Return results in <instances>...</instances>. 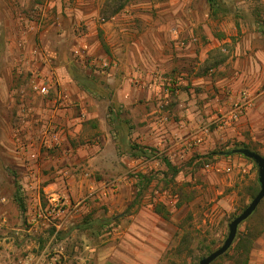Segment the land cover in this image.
Returning a JSON list of instances; mask_svg holds the SVG:
<instances>
[{"label":"rangeland","instance_id":"rangeland-1","mask_svg":"<svg viewBox=\"0 0 264 264\" xmlns=\"http://www.w3.org/2000/svg\"><path fill=\"white\" fill-rule=\"evenodd\" d=\"M15 5L0 27V264H199L260 189L235 150L264 158V0ZM62 75L85 86L70 124L46 106ZM141 114L162 147L121 139ZM241 237L264 264V197L210 264H241Z\"/></svg>","mask_w":264,"mask_h":264},{"label":"crops","instance_id":"crops-1","mask_svg":"<svg viewBox=\"0 0 264 264\" xmlns=\"http://www.w3.org/2000/svg\"><path fill=\"white\" fill-rule=\"evenodd\" d=\"M32 0H0V27H8L9 25L12 24V16L14 17L13 14V7H14V3H16V5L18 4H30ZM15 5V6H16ZM17 16V14H16ZM18 19V18H17ZM115 63V62H114ZM60 81H61V89H60V94L62 96V99L60 101H58L55 105V103H53V101L50 103V107L51 109L48 110L49 116L51 117L52 120L55 119H60L67 121V124H70L71 122H73V120L76 121V119H72L71 115H70V108L71 106H76L77 105V101L79 100L80 94L82 92V87L77 85L76 83H72L70 82V78L66 77L65 75L59 76ZM124 80H126V74H124ZM69 88V89H68ZM72 91V92H71ZM124 92H125V98H123V100H121V105H123V107L126 110V116L129 117V119H135V115L134 113H136L135 109H132V105L134 99L131 97V89L129 87H124ZM140 106V105H139ZM129 111V112H128ZM141 111V110H140ZM190 115V114H189ZM133 117V118H132ZM143 117V118H142ZM142 118V119H141ZM127 118H125L126 120ZM145 120L146 117L145 115L140 116L139 119V124L141 126L137 127L138 131H134L132 129H129V127H125L124 126V133L123 136H121V139L124 138L125 140V144L126 142L132 140V139H136L138 143H146V142H150L153 141V143L157 146L162 147L165 137L168 138V135H164L162 134L163 132H159L158 130H156V133L153 135L152 132H147V129H149V126H145ZM188 124L191 125V116H188ZM70 122V123H69ZM136 121L133 120V123H135ZM130 132V134L128 132ZM190 134L188 132L187 134V139L185 141V143L187 141H189L190 139ZM140 136L139 139H137V136ZM133 137V138H132ZM109 139L111 142V146L113 147V153H116V149L118 147L117 144V136H116V132H112L109 135ZM182 139V138H181ZM178 142H181L180 140H178ZM184 143V142H183ZM133 162V159L130 158L129 160V165H131V163ZM27 262V260H26ZM15 264H26L25 261L24 263L22 262H15ZM43 264H52L51 262H45Z\"/></svg>","mask_w":264,"mask_h":264},{"label":"water","instance_id":"water-1","mask_svg":"<svg viewBox=\"0 0 264 264\" xmlns=\"http://www.w3.org/2000/svg\"><path fill=\"white\" fill-rule=\"evenodd\" d=\"M235 151L244 154L246 157L252 158L258 164L259 166L258 180L260 183V189L255 195V197L251 200V202L247 205V207L238 216H236L233 220H231L229 224L228 234L224 239L223 244L220 247H218L216 250L209 253L207 256L202 257L199 261V264H210L214 259L222 255L230 247L236 236L238 225L252 214V212L255 210L259 202L264 197V158H262L259 154L252 152L248 149H238Z\"/></svg>","mask_w":264,"mask_h":264},{"label":"built area","instance_id":"built-area-1","mask_svg":"<svg viewBox=\"0 0 264 264\" xmlns=\"http://www.w3.org/2000/svg\"><path fill=\"white\" fill-rule=\"evenodd\" d=\"M51 80L48 79V78H44L43 79V82L40 84V85H34L33 88L36 90V92H38L40 95H42L43 97H46L49 93V89H50V82ZM62 99V96L60 94V92H58L57 94H54L53 97H49V99L46 100V106L48 107V110L51 109L50 107V103L53 101V103H56L58 101H60ZM56 127V126H55ZM17 133V132H16ZM54 138L57 137V134L56 133H51ZM16 141L18 142V138H16ZM190 141V139H189ZM187 141V143L189 142ZM17 153L19 154H26L28 155L29 158H32V159H35L38 155V152L36 151V149L34 148V145L33 143H29L27 145H22L21 143H18V146H17ZM110 192L111 193H115L117 188L116 187H111L110 188ZM48 201L50 202V204L52 205V207L54 205H57V204H54V202L57 201L56 198H54L53 196H51L50 198H48ZM59 211H61L60 209H58ZM52 212H54V209H52ZM51 210H50V214L52 213ZM41 214L39 213L38 216H40Z\"/></svg>","mask_w":264,"mask_h":264},{"label":"trees","instance_id":"trees-1","mask_svg":"<svg viewBox=\"0 0 264 264\" xmlns=\"http://www.w3.org/2000/svg\"><path fill=\"white\" fill-rule=\"evenodd\" d=\"M74 80H75V78H74ZM81 86L85 87L82 84H81ZM134 155H137V153H134ZM16 201L19 203L20 207H22V200L20 199L19 196L16 197ZM247 240H248V238H247ZM252 240H253V238H250V241H252ZM238 243H239L238 252H239V255H241V257H242L241 258V264H248L249 254H250V251L252 248L250 246L244 245V243H246V238H244V237L239 238Z\"/></svg>","mask_w":264,"mask_h":264}]
</instances>
